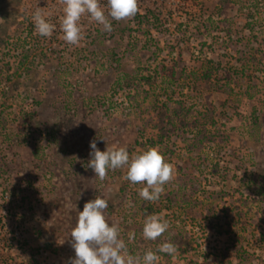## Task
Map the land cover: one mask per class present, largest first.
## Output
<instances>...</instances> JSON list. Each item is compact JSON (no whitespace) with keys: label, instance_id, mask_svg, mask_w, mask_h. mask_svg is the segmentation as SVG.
I'll return each mask as SVG.
<instances>
[{"label":"rangeland","instance_id":"obj_1","mask_svg":"<svg viewBox=\"0 0 264 264\" xmlns=\"http://www.w3.org/2000/svg\"><path fill=\"white\" fill-rule=\"evenodd\" d=\"M105 5L106 0H101ZM37 7L51 38L35 33ZM113 31L62 40L58 0H0V264H69L77 212L97 195L131 254L160 264H264V0H139ZM103 138V139H101ZM158 146L176 167L156 203L87 168L90 141ZM169 232L142 237L147 214Z\"/></svg>","mask_w":264,"mask_h":264},{"label":"clouds","instance_id":"obj_2","mask_svg":"<svg viewBox=\"0 0 264 264\" xmlns=\"http://www.w3.org/2000/svg\"><path fill=\"white\" fill-rule=\"evenodd\" d=\"M58 4L62 6L59 18L61 38L69 46H79L85 39L81 24L85 16L90 22L102 26L103 31L112 32L113 21H129L140 11L139 0H106L105 5L101 0H58ZM31 19L36 34L51 38L57 27L51 22V13L37 7ZM90 149L87 168L95 173L96 178L105 181L110 171L123 169V179L140 186L138 195L144 201L158 202L166 185L176 178L175 165L166 159L158 146L130 154L126 147L114 144L101 151L97 140L93 139ZM107 208L108 200L97 195L77 212L76 223L70 232L75 256L69 258V264H160L161 253L176 257L179 246L170 238L159 243L155 250L149 248L143 254H131L128 243L135 239V233H129L126 242L121 237L119 224L109 221ZM169 229L170 222L163 213L147 214L142 224V237L155 242Z\"/></svg>","mask_w":264,"mask_h":264}]
</instances>
